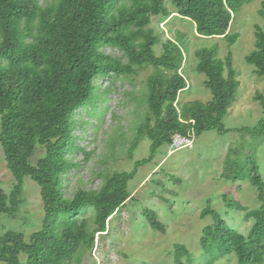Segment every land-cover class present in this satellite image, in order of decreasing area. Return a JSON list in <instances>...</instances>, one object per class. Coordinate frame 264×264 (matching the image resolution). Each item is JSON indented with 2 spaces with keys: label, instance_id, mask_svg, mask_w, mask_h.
<instances>
[{
  "label": "trees",
  "instance_id": "obj_1",
  "mask_svg": "<svg viewBox=\"0 0 264 264\" xmlns=\"http://www.w3.org/2000/svg\"><path fill=\"white\" fill-rule=\"evenodd\" d=\"M252 1L0 0V145L14 178L8 193L0 188V214L13 215L19 208L25 177L40 188L44 212L41 227L28 238L13 229L0 233L1 264L81 263L83 255L94 247L95 235L108 234L107 222L132 198L128 185L137 168L150 162L176 132L189 134L193 130L199 136L215 129L219 134L235 131L264 136L261 91L253 97L263 112L255 126L227 128L223 123L239 86L230 51L224 58L216 48L197 51L195 68L204 74L211 99L178 105V93L186 87L180 71L184 43L177 36L162 41L151 26L153 16L165 21L176 13L190 20L198 35L221 36L231 46L238 33L228 31L230 23L242 5ZM258 14L263 23L254 25V48L245 60L254 65L256 74L264 76V0ZM160 42L157 54L155 46ZM106 46L119 49L126 61L105 52ZM142 66H152L153 71L146 80L147 116L136 128L135 139L137 143L142 137L149 138V155L134 161L130 171L106 175L97 189L78 188L66 196V175L76 166L68 153L82 150L76 144L79 136L75 131L84 123L76 119L75 111L87 104L95 107L102 100L99 78L132 75ZM36 145L44 147L45 153L33 164ZM257 147L253 146L251 157ZM232 162H226L225 177L237 181L240 175ZM248 165L260 205L249 210L223 194L228 208L241 210L252 220L248 233L233 229L207 203L200 216L211 215L213 222L203 227L199 245L207 254L235 253L236 264H262L264 183L256 162L251 160ZM143 214L153 229L165 231L153 210L144 208ZM183 251L189 253L183 245H174L176 264H183L179 258Z\"/></svg>",
  "mask_w": 264,
  "mask_h": 264
},
{
  "label": "rangeland",
  "instance_id": "obj_2",
  "mask_svg": "<svg viewBox=\"0 0 264 264\" xmlns=\"http://www.w3.org/2000/svg\"><path fill=\"white\" fill-rule=\"evenodd\" d=\"M44 1L48 0H40ZM260 4L261 0L245 3L235 14L228 31L238 33V38L231 46L221 36L198 35L194 24L176 13L165 21H161L160 16L152 17L151 26L161 34L162 41L177 36L184 43L180 71L184 74L186 87L178 93V105L211 99V93L204 85V74L195 68L196 53L201 48H216L221 58L231 52L235 79L239 83L235 100L223 118L225 127H253L263 117L261 105L253 97L256 91L264 93V76L256 74L254 65L245 60L254 48V25L263 23L258 14ZM166 5L173 10L169 3ZM104 50L126 61L119 49L106 46ZM155 51L161 52V42L155 46ZM152 71V66H142L132 75L99 78L97 85L102 100L95 107L87 104L75 111L76 119L84 123L75 131L79 136L76 144L82 150L68 153L76 166L67 172L66 196H72L78 188L97 189L106 175L130 171L134 161L149 155V138L142 137L136 143L135 137L136 128L147 116L146 80ZM255 144L258 147L251 157ZM44 153V147L36 145L31 162L35 164ZM251 160L258 165L264 183V136L259 137L257 133L230 131L219 134L212 129L195 135L192 147L169 152L167 144H163L150 162L137 168L128 185L132 198L107 222L108 234L95 235L94 247L83 255L79 264H176V243L189 252L180 253L183 264H210L209 261L236 264L235 253L224 255L214 251L207 254L201 249L202 229L213 222V217H201L200 213L209 203L233 229L245 235L248 233L252 220L246 219L243 211L228 208L223 194L249 210L260 205L256 187L249 178ZM228 161L236 165L235 170L240 175L237 181L225 177ZM13 183L0 145V188L8 193ZM144 208L156 213L165 226L163 233L149 225L143 214ZM43 215L40 188L30 177H25L19 208L13 215L0 214V233L13 229L28 238L32 231L41 227ZM24 256L21 255L22 259Z\"/></svg>",
  "mask_w": 264,
  "mask_h": 264
},
{
  "label": "built area",
  "instance_id": "obj_3",
  "mask_svg": "<svg viewBox=\"0 0 264 264\" xmlns=\"http://www.w3.org/2000/svg\"><path fill=\"white\" fill-rule=\"evenodd\" d=\"M194 136L195 133L193 130H191L189 134H182L179 132L174 133L171 137V141L167 144L169 152H173L175 149H179L181 147H192Z\"/></svg>",
  "mask_w": 264,
  "mask_h": 264
}]
</instances>
